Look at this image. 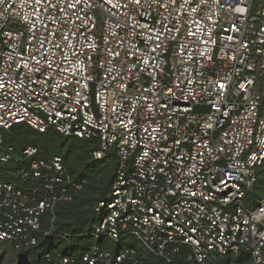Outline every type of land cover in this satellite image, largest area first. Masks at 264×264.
I'll use <instances>...</instances> for the list:
<instances>
[{"label":"built area","instance_id":"2783aa9c","mask_svg":"<svg viewBox=\"0 0 264 264\" xmlns=\"http://www.w3.org/2000/svg\"><path fill=\"white\" fill-rule=\"evenodd\" d=\"M123 2L73 9L63 0H0V129L52 127L96 139L95 159H117L94 205L90 235L104 245L45 253L44 264H141L142 254L171 263L183 250L186 264L240 253L264 264V194H248L264 162V0H207L190 15L184 0L134 11ZM65 35L72 47L49 43ZM45 152L27 146L18 154L0 137V161L25 158L21 181L37 183L0 179V241L17 249L35 245L41 215L82 185Z\"/></svg>","mask_w":264,"mask_h":264},{"label":"trees","instance_id":"16d2710c","mask_svg":"<svg viewBox=\"0 0 264 264\" xmlns=\"http://www.w3.org/2000/svg\"><path fill=\"white\" fill-rule=\"evenodd\" d=\"M0 137L6 145L14 148L20 154L27 146H46V155H59L65 167L66 174L76 181H82L81 188L73 193L70 202L59 203L54 213L44 212L40 217V228L32 235L36 244L29 247L15 248L13 244L0 241L8 248L0 252V264H44L45 253L78 254L77 246L91 243L104 245L106 240L95 239L90 235L91 225L97 220L93 218L94 205L104 197L115 175L117 159L114 154L101 159L93 158L92 152L97 147L96 139H79L63 136L52 127L40 133L25 123L14 124L9 129H0ZM264 163V162H263ZM28 168V162L23 158L20 162H1L0 179L13 180L22 187L37 186V183L21 181L20 169ZM9 171V172H8ZM12 172V173H10ZM54 219L51 221V217ZM49 232V235H45ZM64 235L66 239H64ZM119 243L117 247H120ZM13 250L15 260L5 261L4 257ZM184 251V250H183ZM183 251L173 262L167 263L151 254H142L141 264H186ZM252 264L249 254L240 253L237 256L224 255L217 257L212 264Z\"/></svg>","mask_w":264,"mask_h":264},{"label":"snow or ice","instance_id":"6c2138e0","mask_svg":"<svg viewBox=\"0 0 264 264\" xmlns=\"http://www.w3.org/2000/svg\"><path fill=\"white\" fill-rule=\"evenodd\" d=\"M34 2L37 5H40L43 2V0H34ZM47 2L49 4V6H52L51 5V0H47ZM61 2H62V0H57L56 6L58 7ZM102 2L106 3V4H111L112 0H102ZM155 2L159 3V0H155ZM175 2H176V0H168V3L174 4ZM214 2L215 3H219V0H214ZM63 3L65 4V7H71L73 9H76L77 5H82V4H87V6L90 7L92 5V3H93V0H72L71 3H69V0H63ZM151 3H152V0H124V2L122 4H120V7H123V8H126V9L134 11L137 7H144L145 5L150 7ZM168 3H165L163 6L167 7ZM184 3L189 5V15H190L191 13H197V7H194L192 5H196L197 3L206 4L207 0H184ZM115 6L116 5H113V7H115ZM229 6L231 7V5H229ZM60 10L63 11V9H60ZM233 11L234 12H238V13H240L242 15L245 12V9L237 6L236 8L233 9ZM76 20H78L81 23H83V20H82V18L79 15H76ZM193 22L196 23V21H193ZM63 23H67V21H64ZM42 24H43V26L45 28H47V23H44L42 21ZM73 24L75 25V21L73 22ZM75 27L78 28L79 25H75ZM33 29H34V26H33ZM48 31H49L50 35H53V36L56 35V32H54L51 29H49ZM169 31H171V30H169ZM72 34H74V32ZM195 34H196L195 32H189L188 33V35H190V36H194ZM229 39H231V37H229ZM155 40H160V35L159 34L156 35ZM68 41H69V36L65 35L58 42L49 41V43H52L54 48H58V49H61V51H63V48H65V47H68V48L72 47V45L70 43H67ZM38 43H40V45L42 47L44 42L43 41H38ZM157 47H160V45L158 44ZM155 50H156L155 48L151 49L152 52H155ZM37 51H39V49H37ZM106 51H108L110 53L112 50L109 48V49H106ZM128 51H129L128 49H125V56L126 57H127ZM43 54L44 53H42V55ZM131 54L133 56H137L138 55V53L135 52V51H133ZM115 55H119V52H116ZM73 56L75 57V60H79V55L76 54L75 52H73ZM65 58L67 59V57H65ZM88 59L91 60V56L90 55L88 56ZM74 62L75 61H69V64H74ZM37 64H39L38 61H37ZM145 64L147 66V61H145ZM57 67L60 68L61 73L64 71V68L61 67L60 65H57ZM49 68L51 69V64H49ZM36 70L39 71V67H37ZM79 71H80V69H77V72H79ZM72 74L75 75V73H72ZM63 78L66 80L67 76H64ZM177 79H180V77H178ZM44 82L47 83L46 80ZM2 87H4V85L2 83H0V88H2ZM173 87H178V85H174ZM216 87H218L221 91L226 90V85L223 84V83H218L216 85ZM169 92H171V89H169ZM0 107H2V105H0ZM145 131H147V129H145ZM218 151L222 152L223 149H218ZM190 195L194 196V195H196V193L192 192V193H190ZM261 215H264V209L261 210Z\"/></svg>","mask_w":264,"mask_h":264},{"label":"rangeland","instance_id":"374dc122","mask_svg":"<svg viewBox=\"0 0 264 264\" xmlns=\"http://www.w3.org/2000/svg\"><path fill=\"white\" fill-rule=\"evenodd\" d=\"M257 173V180L251 185V190L248 193L249 197L252 196V198L258 197L260 194H264V163L261 164L259 167L256 168ZM93 218L96 220L98 218L97 214L93 215ZM94 226V224L91 225V227ZM8 248L6 245L0 246V252L3 251V249ZM9 253L5 255L4 259L5 261H14L15 260V253L13 250H7Z\"/></svg>","mask_w":264,"mask_h":264}]
</instances>
